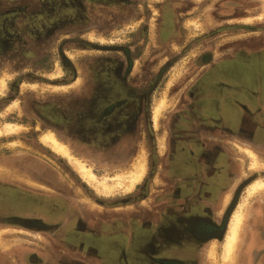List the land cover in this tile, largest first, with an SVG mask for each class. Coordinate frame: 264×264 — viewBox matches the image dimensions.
<instances>
[{
  "label": "flooded vegetation",
  "instance_id": "flooded-vegetation-1",
  "mask_svg": "<svg viewBox=\"0 0 264 264\" xmlns=\"http://www.w3.org/2000/svg\"><path fill=\"white\" fill-rule=\"evenodd\" d=\"M64 1L65 5L58 8L57 0H0V60L2 52H9L12 36L40 38L42 17H72V0ZM118 1L119 8L121 3L131 5L128 0ZM186 1L157 0L162 7L159 9L158 38L163 46L160 45V51L151 55L152 58H158L167 51L168 45L173 44L167 41L175 38L178 32L174 24L175 7L185 5ZM57 9L61 13L58 14ZM117 13L118 19L128 15L121 10ZM151 14L145 17L150 20ZM135 15L133 13L132 17ZM146 24L144 31L149 33L150 23ZM245 29L256 31L255 39L241 42L225 52L211 49L200 53L195 61L199 72L187 87V98L180 108L170 111L164 118L165 147L162 145V152L160 149L151 153V166L133 190L134 194L125 201L96 198L104 207L113 210L120 205L146 209L143 212L138 209L140 212L130 218V226L138 235V245L143 241V248L139 245L136 254H142L153 264H201L205 245L221 239L227 229L228 214L231 215L239 205L249 185L259 177L264 178V169L247 173L251 160L248 161V154L240 148V145L248 146L242 124L245 115L253 112L249 102L264 100V29L253 26ZM134 48L131 45L115 46V51L122 55H118L113 63L109 60L100 63L95 71L86 65L85 102L82 104L85 130H97L106 135L124 134L123 141H115V149L129 152L136 146L133 126H137V120L143 114L146 118L149 115L146 103L150 95L149 87L135 85L129 78L138 61ZM173 62L167 58L157 78L172 67ZM19 83L21 78L16 82L18 87ZM13 99V96L5 99L2 108ZM230 99H233V105ZM41 104L38 102V106ZM48 107L50 109L45 110L47 107L43 103L41 108L45 112L40 108L35 112L49 126L71 135L73 127L77 126L71 114L73 104H67L61 112L55 103L48 102ZM232 114L238 119V125L234 127L230 125ZM254 150L264 159V150ZM229 192L230 200L221 211L222 199ZM41 196L1 179L0 224L45 233L58 244L79 239L82 232L78 228L88 221L80 213L78 204L66 198L62 200L56 194ZM255 198L244 226V251L256 253L257 264H264V200ZM257 199L261 204L258 208L253 206ZM40 210H47L49 217L39 215Z\"/></svg>",
  "mask_w": 264,
  "mask_h": 264
},
{
  "label": "rangeland",
  "instance_id": "rangeland-1",
  "mask_svg": "<svg viewBox=\"0 0 264 264\" xmlns=\"http://www.w3.org/2000/svg\"><path fill=\"white\" fill-rule=\"evenodd\" d=\"M187 1L185 5L175 7L177 16L174 17V24L178 27L177 36L167 41L173 44L168 45L167 51L158 55V58L151 57L160 51V45L163 46L158 38L161 17L154 12V9L162 8L157 0H128L131 5L121 3L120 8L116 5L118 0H72V17L62 15L53 19L41 18L40 38L12 36V45L9 48L11 53L2 52L0 60V165L5 166L0 180L20 185L29 192L39 193L41 197L56 194L62 200L66 198L73 204H78V208L83 206L84 201H125L134 194L133 190L143 181L151 166V153L160 149L162 152L165 147V131L162 125L164 118L170 111L180 108L182 101L187 98V87H190L188 85L191 79L199 72L195 61L200 53L211 49L225 52L241 42L255 39L257 32H247L245 28L248 26L264 29V0H232L228 3L226 1L229 0ZM57 5L60 8L59 5H65V1L57 0ZM119 10L128 15L124 14L123 19H118ZM84 11H87V14H84ZM57 13H61V10L57 9ZM133 13L136 15L132 17ZM149 14L152 16L149 17L150 20L145 17ZM230 15L233 17H226ZM248 16L255 17L245 19ZM146 23H150L149 33L144 31ZM153 24L155 38L151 35ZM117 45L135 46L134 49L137 50L134 55L138 61L134 73L129 78L133 84L149 87L150 91L146 103L149 115L146 118L143 114L137 120V126L132 128L136 144L132 152L115 149V141H123L124 134L106 135L97 130H85L82 122L86 65L89 64L95 71L100 63L106 60L113 63L118 55H122L115 51ZM24 49L27 52H22ZM167 58L174 61L172 67L157 78ZM19 78L21 83L18 87L16 82ZM80 78L83 82L78 86ZM3 80L6 82L5 86ZM12 96L14 99L2 108V102ZM38 102L42 104L38 106ZM48 102L55 103L58 112L64 111L67 104H73L71 114L77 121V126L73 127L71 135H67L58 127L55 129L49 126L35 112L38 108L43 112L49 110ZM43 103L47 107L45 110L41 108ZM161 103H165V106L157 113ZM9 125H13L15 129L10 130ZM48 130L54 131L59 140L71 148L74 159L59 154L50 142L44 140ZM76 159L85 161L96 173L98 180L89 181L76 164ZM250 160L249 156L248 161ZM138 161L146 162V171L133 189H127L130 184L128 175L136 171ZM6 166L12 170V175H7L10 170ZM262 169L252 168L250 163L247 173ZM16 174L47 184L53 190L33 189L18 181ZM118 175L127 178H124L123 185H117L116 179H113ZM107 178H110V185H115L110 193H105L100 184V181ZM255 197L248 196L247 188L233 211L234 213L238 210L248 199L245 206V223L250 216L247 211ZM38 214L49 217L47 210H40ZM232 214L227 216V228ZM245 223L243 235H246ZM6 228L13 227L0 224V243ZM40 233L14 228V232L9 233V236L30 238L43 243ZM225 234L220 240H215L216 257L205 255L201 264H225L222 260ZM244 244L242 237L237 246L238 256L235 264H257L256 253H246Z\"/></svg>",
  "mask_w": 264,
  "mask_h": 264
},
{
  "label": "crops",
  "instance_id": "crops-1",
  "mask_svg": "<svg viewBox=\"0 0 264 264\" xmlns=\"http://www.w3.org/2000/svg\"><path fill=\"white\" fill-rule=\"evenodd\" d=\"M262 75L264 77V58ZM230 102L233 105V99ZM249 104L253 112L245 115L242 124L247 133V143L251 145L249 147L263 151L264 100L259 103L250 101ZM230 125H238V119L233 114ZM254 196L264 200V190ZM260 205L257 199L253 206L258 208ZM119 207L121 209H117ZM138 209H142L141 212L146 210L133 205H120L114 210L104 207L101 211H94L81 205L80 213L88 222L78 228L82 232L79 239L71 242L64 240L63 244H58L23 237V241L14 243L8 249H3L0 243V264H153L142 254H136L139 245L143 248V241L138 245V235L130 226V218L140 212ZM247 212L251 213V210ZM110 213L114 215L109 216ZM85 232L90 234H83Z\"/></svg>",
  "mask_w": 264,
  "mask_h": 264
},
{
  "label": "bare ground",
  "instance_id": "bare-ground-1",
  "mask_svg": "<svg viewBox=\"0 0 264 264\" xmlns=\"http://www.w3.org/2000/svg\"><path fill=\"white\" fill-rule=\"evenodd\" d=\"M154 12L157 15L160 13L159 10H157V9H154ZM253 17H255V16H248V17H245V19L249 20V19H252ZM255 19H257V17ZM233 21H235V20H233ZM151 31H152V34H151L152 37L155 38V33H154L155 32V24L152 25V30ZM2 82H3V85L5 86L6 85L5 80H3ZM82 82H83V79L80 78L79 81H78V86H80L82 84ZM164 106H165V103H161L158 106V108H157V113H160V111L162 110V108H164ZM157 118H158V114L156 116V119ZM9 129L13 130L15 128H14L13 125H9ZM1 133L2 132H1V129H0V134ZM44 140H46L47 142H50V144L53 147V149L55 151L59 152V154L60 153H61V155L64 154L67 157H69L70 159H74L75 158L74 155L71 153V148L68 145H66L64 142L59 140V138L57 137V135H56V133L54 131L50 130L44 136ZM240 148H242L245 152H247L248 155L251 157V166H252V168H263L264 169V159H261V157L259 156L257 151H255L253 148H251L249 146L240 145ZM76 160H77V161H75L76 164L78 165V167L82 171L83 175L89 181L98 180V177H97L96 173L93 171V169L85 161H82V160H79V159H76ZM3 167H5V166L4 165H0V174H4L2 172L3 171ZM136 167H137V169L135 168L136 171H132L131 174L128 175V180L130 181V184H129V186H127L128 187L127 189H133L135 187V185L142 179V177H143V175H144V173L146 171V162H141L140 163L138 161L137 164H136ZM11 173H12V170H10L7 173V175H12ZM16 176H17V180L18 181H21L22 184H25V185L33 188V189L40 190V191H52L53 190V188L51 186H49L47 184H44V183H42L40 181H37L35 179L27 178V177H25L22 174H16ZM245 176H247V175H245ZM124 178L127 179L126 177H124L122 175H118L117 177H113L114 180L116 179L117 185H123ZM108 180H110V178H107V179H104L103 181H100V184L104 188L105 193H110L113 190L114 186H115V185H110ZM263 190H264V178H258L255 181H253V183L251 185H249V187H248V196L252 197L256 193H259V192H261ZM230 197H231V193L230 192L226 196L223 197L221 211H223L224 208L226 207L227 203L230 200ZM247 202H248V199L244 203H242L239 206V209L236 210L231 216L229 227H228V231H227V234L225 235L224 243H223V246H222L223 247L222 248V260H223V262L225 264H235V262L237 260V256H238V253L236 251L237 250V246L239 244V241L242 240V237H244L242 230H243V225L245 223V206H246ZM83 206H86L87 208H90V209H93V210H98V211H101V210L104 209L103 204L98 203V202H93V201L92 202L91 201L90 202L89 201H86V202L84 201ZM117 209H121V208L119 207ZM226 210H227V208H226ZM11 232H14V228H6L5 234L2 235L1 245H2L3 249H6V248L8 249V247L12 243L14 244V243H16L18 241H23V237H11V236H9V233H11ZM40 239L45 241V242H50V243L52 241V239L48 235L43 234V233H40ZM216 244H217L216 241L213 240L209 244L205 245V255L206 256H210L212 258L216 257Z\"/></svg>",
  "mask_w": 264,
  "mask_h": 264
}]
</instances>
